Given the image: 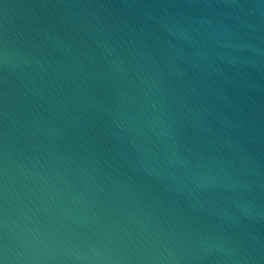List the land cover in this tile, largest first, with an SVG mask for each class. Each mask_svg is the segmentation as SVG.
<instances>
[{
  "label": "water",
  "instance_id": "water-1",
  "mask_svg": "<svg viewBox=\"0 0 264 264\" xmlns=\"http://www.w3.org/2000/svg\"><path fill=\"white\" fill-rule=\"evenodd\" d=\"M2 264H264V0H0Z\"/></svg>",
  "mask_w": 264,
  "mask_h": 264
},
{
  "label": "snow or ice",
  "instance_id": "snow-or-ice-1",
  "mask_svg": "<svg viewBox=\"0 0 264 264\" xmlns=\"http://www.w3.org/2000/svg\"><path fill=\"white\" fill-rule=\"evenodd\" d=\"M0 264H2V262H0Z\"/></svg>",
  "mask_w": 264,
  "mask_h": 264
}]
</instances>
